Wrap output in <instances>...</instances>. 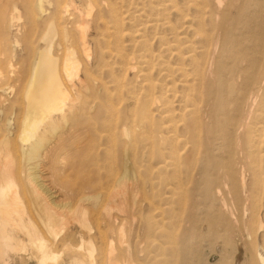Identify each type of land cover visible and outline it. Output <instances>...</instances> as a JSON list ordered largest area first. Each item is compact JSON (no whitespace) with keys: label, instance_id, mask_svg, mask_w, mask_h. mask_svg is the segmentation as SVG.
<instances>
[{"label":"bare ground","instance_id":"obj_1","mask_svg":"<svg viewBox=\"0 0 264 264\" xmlns=\"http://www.w3.org/2000/svg\"><path fill=\"white\" fill-rule=\"evenodd\" d=\"M64 1L26 61L0 38V264H134L129 248L119 255L122 226L144 207L152 222L164 210L178 219L184 253L196 250L204 231L219 228L238 240L247 264H264V0H182L179 9L160 0L156 20L146 24L169 27L171 36L157 37V52L133 32L136 48L123 53L124 31L110 8L109 44L119 71L141 80L139 111L124 120L117 104L131 93L118 75L110 76L109 90L66 35L57 46L50 40L61 18L68 25L77 19L89 62L98 8ZM44 2L26 1L36 21L45 15ZM169 10L177 12L178 26L169 25ZM10 15L6 22L0 8V35L14 27ZM45 170L57 181L67 173L69 188L63 181L50 187L40 176ZM101 213L115 233L112 225L93 226ZM68 223L76 245L62 238ZM148 253L145 260L157 264Z\"/></svg>","mask_w":264,"mask_h":264},{"label":"rangeland","instance_id":"obj_2","mask_svg":"<svg viewBox=\"0 0 264 264\" xmlns=\"http://www.w3.org/2000/svg\"><path fill=\"white\" fill-rule=\"evenodd\" d=\"M26 1L27 0H1V2H0L1 12H3L5 21L7 22V20L11 17L10 14L14 15V17L16 18L14 21V27L13 28H9V27L4 26L3 31L1 30V32H2V35H0L1 36L0 38H2L1 42L5 44L4 46L7 48V52L10 51L11 49L13 50L15 57L16 56L20 57L19 55L23 54V56H21V58H22V60L25 59V61L28 58L29 54L32 51H34L35 48L37 49V47L40 45L41 41L39 39L44 34L45 26L48 23H50L52 21V19H54L56 17L55 16L57 14L56 9L58 7V5H56V4L60 5L62 2H65L64 0H62V1L61 0H46V2H44L45 15L42 18V20H40V22H39V21H36L35 19H33L31 17V14H30L29 8L26 4ZM66 1H72L75 3V5H83V3L85 4L86 1H91L92 3H94L95 9L98 8V9L94 10V14H92V20L96 19L97 17H98V20H96L94 27L89 32L90 36L88 39H91L90 40L91 49L89 51V53H90L89 62L85 61L84 56L80 50L79 43H78L77 32H75V26H76V23L78 22L77 19H74L73 22H71L68 25L67 21L63 20L64 18H61L60 25L58 26L56 33L53 36H51L50 40L51 41L53 40V43L55 44V46H57L62 41L63 37L66 35L68 40L70 41V45H72V47H74V49L76 51H78L77 55L80 54L78 57L81 60V63L82 64L88 63L87 66L91 70V74H93L94 79L98 80L101 83H104L106 85V87H108V86L110 87V85H111L110 84V82H111L110 76L112 75L114 78L115 76L118 75V79L121 81V84L124 86L123 90L126 89L129 91V93H131V94H127V97L125 95H123L122 101H120V104H117L118 105L117 106L118 111L120 112L119 117L122 120H124V118L126 117V114H137L139 111L138 104L139 103L141 104V99H140L141 94H140V90H139V88H140L139 83L141 82V80L131 78V75H128V74L126 75V74H123L122 72L119 71L118 64L120 62L117 60V58H115V52L113 50L112 42L109 44V42L112 40V38H110V29L112 27L111 26L110 8L117 9L118 18L120 19V24L122 25V29L124 31L123 32L124 37L122 39V46L125 47V45H126L127 47H126V50H122L123 53H125L126 51L127 52L132 51L136 48V46H134V44H130V42H129L130 41L129 36L134 35L133 32H136V34H138V36H137L138 39H140V38L144 39L146 41L147 46H149L154 52H157L158 51L157 48H159V44H160V42L157 40V37H161V42H162L165 40H170V36H171L168 32L169 27L168 28H154V27H147V24H146V22L148 23V22H153L156 20L155 14L157 13L156 9H158V10L160 9V6H159L160 0H132V1H128V2H122V3H120L117 0H66ZM163 1H165L168 4L170 1V5L171 6L175 5L173 7H176L177 9L181 8L182 3H183L182 0H163ZM78 3H80V4H78ZM161 6H165V4H161ZM106 7H107V9H106ZM119 7H121V8H119ZM153 8L155 10H153ZM140 10H143L142 14L139 13ZM169 12H167L166 18L168 17V20L170 21L169 25L173 26L174 22L176 23V21H178L177 20L178 17L176 16L177 12L171 11V10H169ZM34 21H35V23H34ZM62 23H63V25H62ZM179 24H180V21H178V24L176 26H178ZM92 25H93V23H92ZM62 27H66L65 32L62 30ZM181 33H183V31ZM30 43H32V44H30ZM8 44H9V46H8ZM92 44L95 45V47ZM61 47L62 48L64 47L63 44H60V48ZM103 48H104V50H103ZM100 54H102V55H100ZM24 55H25V58H24ZM106 57H107V59H105ZM62 58L59 60V63L61 62ZM92 58H93V60H92ZM94 59H95V61H94ZM99 61H100V64L98 65L99 67L95 68L93 62H96L98 64ZM110 62H112V63H110ZM105 66H107V67H105ZM19 70L22 71L23 69L22 70L19 69ZM23 71H25V70H23ZM80 78H81V74H80ZM8 82L10 83L11 81H8ZM10 85H13V84H10ZM109 87H108V89L110 90L111 88H109ZM176 88L178 89L179 86L176 85ZM69 89H70V87H69ZM97 95H99V96H97V97L95 96V97L98 99V101L103 99L102 94L101 95L97 94ZM91 98L92 97L89 96L87 98V100L88 101L93 100V98L92 99ZM91 112H92V110H91ZM6 113H9V112L4 111L3 115ZM100 116L101 115H99V117ZM1 119H2V117L0 115V120ZM65 150H66L65 151L66 154L68 155L69 154L68 147L65 148ZM67 150H68V152H67ZM65 152H64V154H65ZM68 158H69V156H67L66 159H68ZM62 162L65 163L64 160ZM66 162L69 163V159L66 160ZM47 171L48 170L42 171L40 176L46 182L48 180V182H47L48 184L53 181V185L54 184L56 185V184H59L61 181H63L66 184V186L68 187L69 176L67 173H65V174H66V176H68V178H64V177H66L64 175V177H61L62 179H59V181H57V179L60 177H54V179H55V182H54V179H52L50 176L51 172L48 171V173H47ZM68 172H69V170H68ZM50 185H51V183H50ZM53 185H51L50 187H54ZM59 185H61V184H59ZM56 190H54V192H56ZM62 197L59 195V197H57L56 201L58 200L60 202H63L64 199H61ZM66 199L67 200H65V202H68L69 201L68 200L69 194L66 195ZM99 209H101V208H99ZM139 209H134L135 213L133 211V215L137 219H135V217L133 216L130 220L128 219L127 223L125 222L123 224L124 226H122V234L123 235H121V236H123L122 242L123 241L124 242L121 244L120 250H119V253L121 252L119 255H122V257H123L125 254L126 248H129V250L132 252V254L134 256V264H154L152 262H148L145 260V257H146L148 252H150V254H151V255H149V257H151V256L154 258L156 257V261L158 262L157 264H160V263H162V264H180V263H182L183 260H186V262H188V263H189V261H191L192 264H247L244 261V258L241 254L242 250H241L240 246L237 247V245H236L238 240L236 238H231V240L227 239L226 237L223 236V232L219 228L215 229V232L206 233L204 231L200 236L197 237V240L195 239L194 244H195L196 250L193 248V250L191 249L192 250L191 252L188 251V252L184 253L181 251V245H182L183 241H182L181 235H179L180 230L178 231L179 228H178V219L177 218H175L176 220H174V219L172 220V218H174V217H172V215L168 214L169 212L167 210H164V214L160 218L155 219V222H152L148 218L149 216H147L149 214L146 213V208L144 207V208H139ZM139 213H141V214H139ZM164 215H166L167 217L165 218ZM103 216H106V215L104 213H101V215H100L101 219L98 222H95L94 220H92L93 226L96 225L98 227V225H99V229H101V230H103V228L106 225L107 226L110 225V227H111L112 224H109L108 222H106L105 220H107V219ZM115 216H117V215H115ZM141 217H144V218H141ZM169 217H170V219H169ZM103 218H105V220H103ZM140 219H141V221L138 222ZM147 219H149V221H151V223H146ZM142 220H143V222H142ZM171 220H172V222H169ZM144 221H146V222H144ZM173 222H174V224H173ZM152 223H153V225H152ZM154 223L156 225L155 227H156L157 231L155 230ZM158 223H159V225H158ZM163 223H165L166 225ZM147 225L149 226V228ZM157 225L162 227L161 229L164 228V230L162 231L159 227L157 229ZM168 225L169 226L171 225L172 227L170 226L171 227L170 228V227H168ZM69 226H70V224L68 223L67 231H65L62 238L66 239L72 245H76L78 243V237L75 235L69 236V231H68ZM113 226L114 225H112V228H110V230L114 229V231L116 232L117 227L114 226V228H113ZM142 227H144L145 231ZM165 229L168 230L169 233H172V235L169 234L168 231L166 232ZM147 230L149 231L148 233H150V235L147 233ZM153 231L154 232L156 231L155 233H157V232L158 233L154 234ZM114 233H113V237H114ZM162 233H164V234H162ZM176 233H178V234H176ZM144 234L147 236H145ZM168 234L170 236H168ZM148 235L153 237V238L149 237ZM165 235H167V236H165ZM147 237H148V239H147ZM125 242L127 243L126 245H128V246L125 245ZM146 243H148V244H146ZM174 243H176V244H174ZM161 244H162V246H161ZM163 244H167V245H163ZM170 244L172 245V247L169 246ZM230 244L232 246H234L233 249L229 248L231 246ZM103 248H105V246ZM159 248L161 250H159ZM164 248H166V249H164ZM123 251H124V253H123ZM195 251H197L196 252L197 254L195 253ZM122 257H120L121 260L123 259ZM182 257H184L185 259ZM26 264H32V263H26Z\"/></svg>","mask_w":264,"mask_h":264}]
</instances>
